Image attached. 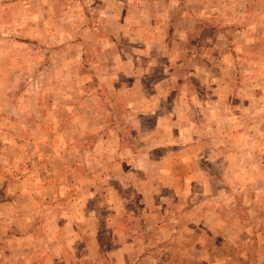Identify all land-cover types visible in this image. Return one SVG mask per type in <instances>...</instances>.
I'll use <instances>...</instances> for the list:
<instances>
[{"label": "rangeland", "instance_id": "obj_1", "mask_svg": "<svg viewBox=\"0 0 264 264\" xmlns=\"http://www.w3.org/2000/svg\"><path fill=\"white\" fill-rule=\"evenodd\" d=\"M0 264H264V0H0Z\"/></svg>", "mask_w": 264, "mask_h": 264}]
</instances>
